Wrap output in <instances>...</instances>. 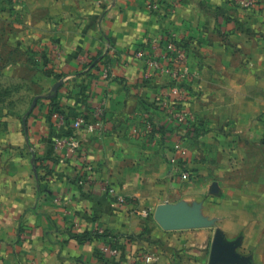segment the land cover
I'll return each instance as SVG.
<instances>
[{
  "label": "crops",
  "instance_id": "obj_1",
  "mask_svg": "<svg viewBox=\"0 0 264 264\" xmlns=\"http://www.w3.org/2000/svg\"><path fill=\"white\" fill-rule=\"evenodd\" d=\"M255 1L247 11L236 0H0V31L35 50L40 86L22 124L0 137V264H264V0ZM169 35L194 43L187 69L207 104L181 103L185 86L136 57L164 61ZM53 105L100 112L107 132L80 133L61 162ZM184 114L200 122L188 137ZM174 160L196 179L178 184ZM86 161L94 179L81 184ZM111 241L118 259L99 252Z\"/></svg>",
  "mask_w": 264,
  "mask_h": 264
},
{
  "label": "rangeland",
  "instance_id": "obj_2",
  "mask_svg": "<svg viewBox=\"0 0 264 264\" xmlns=\"http://www.w3.org/2000/svg\"><path fill=\"white\" fill-rule=\"evenodd\" d=\"M11 31L12 30H9L7 28H4L3 30L0 31V137H1V134L5 131V129H7L8 126L22 124L23 117L26 115V113L31 108L32 102L34 100V95L38 93L39 91L38 87H40L38 79H37V75L35 72L36 67H37L36 65L37 57L35 55V50H32L30 46H29V49L25 48L23 44H20L18 46H14L13 43L11 44L10 43L11 39H13L12 42L14 41V38H11L9 35V33L10 34L12 33ZM194 47L195 46H193L192 49L189 51V55L187 56V58L183 60V63H184L183 65L185 67V69H183V72H181L183 66L179 67L180 72L176 79H174L173 74L170 71L171 68H174L173 58H175V56H172L170 54H169V57H167V53H166L164 61H161V65L163 66L161 70L159 69L157 70L153 67H151V70L155 73H157L156 71L160 72L159 76H160L161 81L167 80V78L164 76V73L166 74L169 72L172 75L173 80L177 83L179 82V85L177 86V88L178 87L181 88L185 86L184 88L186 89V91L184 92V94H181L178 91L179 92L178 97L181 103L183 102L193 103V102H198V101L200 102L201 100L202 104H207V101L205 100V98L200 99L203 93L201 94L200 92V94L197 95L195 86H191V84L195 83V81L197 80L196 79L197 77L193 74L192 71L187 69V66H188L187 61ZM56 50H57L56 48H53L51 53L53 54V56L57 57ZM23 61L29 62L32 65L31 68L30 67L27 68V71L25 73L17 71L18 66L21 67V64ZM148 73H149V77H151L152 73L147 72V74ZM189 96L191 97L190 98L191 100H188ZM181 106L183 107L184 105L180 104V107ZM178 117L179 116H177V118ZM147 118L148 117L145 115L144 117L139 118L138 120H134V122L132 123V127L134 128V130L132 131L134 135L140 133L138 125L140 124L146 125L144 121L148 122ZM180 118L179 119L182 125H185L184 131L182 133L185 132V135H187V137L190 134L189 132H191V134L192 133L195 134L196 132H198V131H195L194 128L197 126H200L199 121L194 120L193 122L192 119H188V117H185V114L182 115V117ZM219 127H221V125H219ZM196 129L198 130V127ZM260 140L264 142L263 135L261 136ZM176 175L179 176L178 174ZM194 176L195 175L193 174V177L187 181L195 180L196 177L194 178ZM177 182L178 184L184 183V181L182 182L179 179V177H178ZM178 249L180 252L183 251L182 249L180 250L179 247Z\"/></svg>",
  "mask_w": 264,
  "mask_h": 264
},
{
  "label": "built area",
  "instance_id": "obj_3",
  "mask_svg": "<svg viewBox=\"0 0 264 264\" xmlns=\"http://www.w3.org/2000/svg\"><path fill=\"white\" fill-rule=\"evenodd\" d=\"M236 5L241 9L252 11L256 8V1L236 0ZM149 7L154 10L158 9V5L155 2H150ZM193 46V42L188 39H177L173 35L168 36L165 49L167 51V57H169V54L175 56V58H173L174 68L170 69L174 79L178 77L180 72L179 67L184 66L183 60L187 58L189 51ZM136 57L139 59H145L149 67H153L157 70H161L163 68L161 65V60L158 56L153 57L150 54L140 50L136 53ZM109 75V69L105 68L103 71V78L108 79ZM50 116L55 131L53 144L55 148L62 154L61 162H63L65 158L67 159L76 154L78 151L80 147L78 136L80 133L86 132L87 134H96L98 136H102L107 132V125L102 119L100 112L94 113L92 117L82 114L75 119L68 120L66 111L61 109L51 112ZM63 130L65 131L64 133ZM173 163L178 168L177 173L181 181H187L193 177V173L190 170L184 169L178 165V161L174 160ZM84 170L86 173L85 176H83V179L80 181L81 184L84 183V181L89 183L92 182L94 179V166L90 162L86 161ZM99 184L101 190L104 193L111 195L117 204L124 206L129 203V200H127V198H125L123 195L119 194L115 185L112 183L101 181ZM133 214L138 215L143 219H149L152 215V212L149 209H140L138 207H134ZM99 252L110 259H118L120 257V248L118 246L113 247L109 243L102 244L99 248ZM145 260L147 263H154L155 257L154 255H147Z\"/></svg>",
  "mask_w": 264,
  "mask_h": 264
},
{
  "label": "trees",
  "instance_id": "obj_4",
  "mask_svg": "<svg viewBox=\"0 0 264 264\" xmlns=\"http://www.w3.org/2000/svg\"><path fill=\"white\" fill-rule=\"evenodd\" d=\"M58 110H61V108L58 106V105H53L52 108H51V112H54V111H58ZM67 113V117H68V120H71V119H75L77 118L78 116L82 115L83 113H79V112H75V110H70V111H66ZM86 115V114H84ZM88 116V115H86ZM36 168H38V165L36 164ZM128 200V199H127ZM151 217V216H150ZM109 244H111L113 247H116L118 245H116L114 242H107ZM119 247V246H118Z\"/></svg>",
  "mask_w": 264,
  "mask_h": 264
},
{
  "label": "water",
  "instance_id": "obj_5",
  "mask_svg": "<svg viewBox=\"0 0 264 264\" xmlns=\"http://www.w3.org/2000/svg\"><path fill=\"white\" fill-rule=\"evenodd\" d=\"M158 221L166 229L172 228L173 224H174L172 220H170L169 218L164 217V216L163 217H159Z\"/></svg>",
  "mask_w": 264,
  "mask_h": 264
}]
</instances>
